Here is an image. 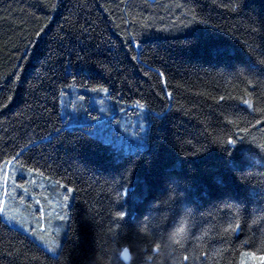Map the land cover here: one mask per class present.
<instances>
[{"label":"trees","instance_id":"16d2710c","mask_svg":"<svg viewBox=\"0 0 264 264\" xmlns=\"http://www.w3.org/2000/svg\"><path fill=\"white\" fill-rule=\"evenodd\" d=\"M85 89L145 108L147 147L119 157L68 125ZM8 165L37 174L14 202L59 246L2 217L1 187L0 264H264V0H0Z\"/></svg>","mask_w":264,"mask_h":264},{"label":"rangeland","instance_id":"374dc122","mask_svg":"<svg viewBox=\"0 0 264 264\" xmlns=\"http://www.w3.org/2000/svg\"><path fill=\"white\" fill-rule=\"evenodd\" d=\"M85 92L90 95L86 103L77 100L73 95L68 103L63 96L61 116L68 125H85L86 129L96 138L101 139L117 151L119 157L147 147L149 141V120L145 108L139 107L137 111H130L128 107L124 106L122 109L115 107L113 110V101L107 91L103 90L100 92L99 90L93 93L85 89ZM17 166L20 167L19 165ZM18 167L15 169L12 167L11 169L8 165L0 180V188L4 187L7 189L3 198L4 204L1 215L11 225L30 235L50 253L56 254L59 242H57L58 244L52 243L51 238L43 237L45 232L36 222V218L29 214L27 215L24 212L25 209L14 202L15 196H17L19 191L18 182H15L16 177L25 180H29L30 177L38 179L37 174H32L30 171H24ZM14 170H16L15 173ZM8 179H10V184L7 181ZM23 190H25L24 187ZM11 197L13 200L10 199ZM252 261L253 259L248 260L244 257L242 264H250ZM255 264L259 263L256 262Z\"/></svg>","mask_w":264,"mask_h":264},{"label":"snow or ice","instance_id":"6c2138e0","mask_svg":"<svg viewBox=\"0 0 264 264\" xmlns=\"http://www.w3.org/2000/svg\"><path fill=\"white\" fill-rule=\"evenodd\" d=\"M65 199H67V197H65ZM174 204H175V200L174 199L172 201L168 202L167 204L162 202V206L166 207L169 212L174 211ZM260 211L264 212V209H260ZM237 215H239V213H237ZM253 222L255 223L256 221L254 220ZM174 223L177 224V227L175 228V238H176V240L180 241L182 235L186 231L185 225L187 223V220L186 219H182L180 217H177V221H175ZM235 227L238 228L239 225L236 224ZM144 230L147 231L146 228ZM161 239H163V235H161ZM124 252L127 253L128 249L125 248ZM183 259L187 260L188 257L185 256Z\"/></svg>","mask_w":264,"mask_h":264},{"label":"clouds","instance_id":"9594fccd","mask_svg":"<svg viewBox=\"0 0 264 264\" xmlns=\"http://www.w3.org/2000/svg\"><path fill=\"white\" fill-rule=\"evenodd\" d=\"M168 246H171L172 244H179L180 241L176 240L175 238V230H173L171 233L168 235ZM155 250L159 252L161 250V245L158 243L155 245ZM98 260L103 264L104 258L102 256L98 257ZM131 256L127 258V264H130Z\"/></svg>","mask_w":264,"mask_h":264},{"label":"water","instance_id":"95a60500","mask_svg":"<svg viewBox=\"0 0 264 264\" xmlns=\"http://www.w3.org/2000/svg\"><path fill=\"white\" fill-rule=\"evenodd\" d=\"M123 257L125 258V259H127L128 258V254L127 253H125V252H123Z\"/></svg>","mask_w":264,"mask_h":264},{"label":"bare ground","instance_id":"6f19581e","mask_svg":"<svg viewBox=\"0 0 264 264\" xmlns=\"http://www.w3.org/2000/svg\"><path fill=\"white\" fill-rule=\"evenodd\" d=\"M124 260H125V258H124Z\"/></svg>","mask_w":264,"mask_h":264}]
</instances>
